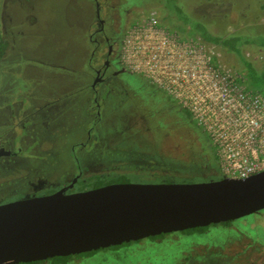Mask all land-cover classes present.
<instances>
[{
  "label": "rangeland",
  "instance_id": "1",
  "mask_svg": "<svg viewBox=\"0 0 264 264\" xmlns=\"http://www.w3.org/2000/svg\"><path fill=\"white\" fill-rule=\"evenodd\" d=\"M99 1L103 6V14L110 11L113 19L116 18L118 23L125 25L124 31L133 23L146 18L152 10H155L158 20L163 26L185 37H195L203 40V34L220 37L229 36L230 34L240 35L237 46L244 62L235 52L228 50L219 43H215L221 56L220 60L238 74L239 81L246 88L249 86L247 81H243L246 77L241 73L243 69L245 70V64L248 68H253L257 74H264V0ZM83 4L82 0H0V33H3L8 41L7 49L0 60V83L6 80L11 81L14 76L12 81L16 78L26 87L30 83L36 89H45L52 85H54L53 87L57 86V88L62 87L58 91H53L60 96L64 93L71 96L81 93L80 87L76 86H72V90H65L66 92L62 93L63 89L76 82L74 80H76L77 74L56 65L68 66L72 62L75 64L82 60L83 49L86 46L83 37L77 36V31L80 29L78 22L80 13L84 10L83 7V10L80 11ZM108 7L109 11L106 10ZM81 16L83 17V15ZM248 26L249 28H246ZM5 29L7 33L3 32ZM250 39H255L260 45H254L252 42L247 43ZM68 52L70 54L72 52L71 56L62 57V54L67 56ZM120 61L121 65L127 69L121 57ZM75 69H78L77 66ZM140 76L146 78L137 73L129 76L135 88H138ZM52 79L53 81H51ZM39 84L43 87L39 88ZM148 87L153 88L150 85ZM249 90L264 93L259 88ZM157 92L160 93L158 90ZM19 93V91L13 90L3 93L0 87V103H3V99H7V97L13 100L14 96L23 94ZM159 96H162L161 93ZM1 105L4 106L5 104ZM182 114L186 121V129L189 127L192 130V136L196 134L197 130L196 136L200 139L197 141V145L205 151V145L211 143L209 136L198 127L196 128L195 122L192 121L187 112L183 111ZM82 118V116H78L77 119L81 121ZM20 120V115L15 116L11 121H9L7 115L0 118L1 135L4 137L0 140L11 141L12 133L20 132L18 126ZM193 128L196 130H193ZM186 133L182 134L183 139L179 144L181 149L185 151L189 148V143L186 141L189 138V133ZM84 136V134L80 136L79 133L67 134L65 137L58 139V142L53 141V147H56V150L61 147V142L64 143L65 150L63 153L71 165L67 171L73 170V168L76 169V165H80L84 160V154L81 153L83 147L79 145ZM73 144H75L74 153L70 154V147ZM114 145V143H111V147ZM95 147L88 146V151L84 152L91 154V158H100L105 163L101 168L102 171L111 173L107 182H164L160 181V178L156 181L150 179L139 180L138 176L132 177L131 173L137 172L139 168L147 170L143 165L146 162L145 160L133 161V158L130 157L133 152H129L128 155L125 154L120 162L119 152L115 154L113 150H107L104 145ZM207 149L208 151L211 150L208 157L209 163L212 165L210 169H216L218 172L215 151L214 149V152L212 151V146L211 149L209 146ZM38 151H41L40 148ZM121 164L123 168L119 167ZM135 165H137V168H129ZM188 165L182 163L173 168L168 167V169L170 168V171L185 177V174L195 173L196 170L191 169L190 167L193 166ZM149 167H152V165H149ZM153 167L155 169L154 165ZM163 168L166 169L162 167L161 171ZM98 169L99 167L92 166L91 173L97 172ZM124 169L129 173L125 174L128 180L124 181L125 179L122 178V181H117L120 180L119 177L112 174L117 171L122 172ZM198 172H201V170ZM143 173L146 172L143 171ZM157 173L155 174L157 175ZM13 175L20 178L22 174L12 172L11 176ZM179 176L175 178L180 180H164L167 182H182L183 180ZM215 176L221 178V176ZM10 180V176L0 177V203L19 197L26 189L22 182L14 181L12 183L9 182ZM83 187L91 188V184ZM78 188L84 189L80 186ZM259 212L233 220L228 226L218 223L211 224L204 230L191 233L174 231L166 233L155 240L146 237L132 241L128 246H124L116 252L102 249L92 256L82 257L79 261L76 260V262L66 264H264V209ZM43 264L51 263L44 262Z\"/></svg>",
  "mask_w": 264,
  "mask_h": 264
},
{
  "label": "flooded vegetation",
  "instance_id": "2",
  "mask_svg": "<svg viewBox=\"0 0 264 264\" xmlns=\"http://www.w3.org/2000/svg\"><path fill=\"white\" fill-rule=\"evenodd\" d=\"M82 1L85 6L83 4L80 9L82 11L84 7L80 13L78 22L80 29L77 36L83 37L85 41L86 47L81 58L83 63L56 65L77 74L74 80L76 82L63 89L62 93L65 90L69 91L72 86L80 87L81 93L76 96L64 93L60 96L53 91H58L62 87L52 85L45 89H36L31 83L26 87L16 78L12 81L14 76L11 81L0 83L3 93L10 90L23 93L14 96L13 100L7 97L0 103V118L7 115L11 121L15 116H21L18 124L20 132L12 133L11 141L0 140V177L10 176L9 182L19 181L26 186L24 193L19 197L7 201L49 194L64 187L66 192L79 191L72 188L90 174L102 173L101 168L105 165L100 158H91V154L86 153L87 147L91 145L94 147L104 145L115 154L119 152L120 162L129 152H133L130 156L133 161L145 160L143 165L147 170L139 168L134 172L140 180H157L156 172L170 173L168 167L173 168L182 163L196 169L195 173L185 174L189 182L220 179L215 175L222 178L212 143H207L206 150H202L197 145V141L200 140L196 136L197 130L193 128L196 134L192 136V130L189 127L186 129L182 112L185 111L189 115L190 112L149 79L140 76L138 88L132 84L129 76L136 73L125 69L119 57L125 25L118 23L116 18L113 19L109 7L106 9L109 12L103 14V6L99 0ZM3 32L7 33V30ZM0 35L6 44L4 54L8 41L3 33ZM71 54L68 52L67 56L62 54V57L66 58ZM149 85L153 88H149ZM40 87L43 85L39 84ZM157 90L162 96H159ZM78 116L83 117L81 121H78ZM190 117L195 122L191 115ZM195 124L196 128L203 131L196 122ZM186 132L189 133V138H185L189 148L185 151L179 144L183 139L182 134ZM1 133L0 128V138H4ZM75 133L85 135L79 142L83 147L81 153L84 154V160L80 161V165H76V169L67 171L71 165L63 153L64 143L61 142V147L56 150L53 141L58 142V139L65 135ZM110 142L115 145L111 147ZM74 145L70 147V154L74 153ZM208 146L210 149L212 146V151L213 149L215 151L219 173L216 169H210L212 165L208 157L211 150L208 151ZM153 165L157 170L153 169ZM92 166L99 167L97 172L91 173ZM162 167L166 169L163 168L161 171ZM199 170L201 172H198ZM12 172H19L22 175L17 178L16 175L11 176Z\"/></svg>",
  "mask_w": 264,
  "mask_h": 264
},
{
  "label": "water",
  "instance_id": "3",
  "mask_svg": "<svg viewBox=\"0 0 264 264\" xmlns=\"http://www.w3.org/2000/svg\"><path fill=\"white\" fill-rule=\"evenodd\" d=\"M264 209V168L210 181L109 182L0 203V264L209 226Z\"/></svg>",
  "mask_w": 264,
  "mask_h": 264
},
{
  "label": "built area",
  "instance_id": "4",
  "mask_svg": "<svg viewBox=\"0 0 264 264\" xmlns=\"http://www.w3.org/2000/svg\"><path fill=\"white\" fill-rule=\"evenodd\" d=\"M217 47L170 31L152 10L125 31L120 57L190 112L223 177H246L264 168V93L247 89Z\"/></svg>",
  "mask_w": 264,
  "mask_h": 264
},
{
  "label": "trees",
  "instance_id": "5",
  "mask_svg": "<svg viewBox=\"0 0 264 264\" xmlns=\"http://www.w3.org/2000/svg\"><path fill=\"white\" fill-rule=\"evenodd\" d=\"M246 28H249V26L246 27ZM176 33H178V32H176ZM202 36L201 37L203 38V40H205L207 42L219 43V44L223 45L224 47H226L228 50L235 52L240 57L241 61L244 62V59H242V56H241V52L239 51L240 49L237 46L238 45L237 40H240V37H239L240 35L230 34L229 36L220 37V36H213V35H210V34H203ZM257 39H259V38H257ZM250 42L254 43V45H257V44L260 45L259 42L256 41L255 39H253V40L250 39L247 43H250ZM5 45L6 44L2 41V37L0 35V56L3 55ZM242 71H243V72H241L242 75L244 77H246L245 79H243V81H247V85L249 86L247 88L252 89V90L256 89V88H259L262 91H264L263 90L264 89V74H262V75L257 74L253 70V68L252 69L250 67L248 68V66L246 64H245V70L243 69ZM119 167L123 168L122 164L119 165ZM133 167L137 168V165L129 167V168L132 169ZM140 170H141V168H140ZM110 174L111 173H107L106 171H104V172H102L100 174H93V175L87 177L86 179L80 180L75 185V187L72 188V190H86V189H89V188L83 187V186L88 185V184H91V188L107 184V183H109V182H107V179L110 178V176H109ZM125 174L127 175L129 173H128V171H125V169H124V171H122V172L117 171V172L113 173L112 175H115L116 177H119L118 179H120V180H117V181H122L121 180L122 178L125 179L124 181H127L128 178H127V176ZM131 176L132 177H137V175L135 173H131ZM178 176L179 175L175 174L173 171H170V173H163V172H158L157 173L158 180L160 178V181H164V182H167L164 179H177V180H180L178 178H175V177H178ZM179 177H181V176H179ZM181 179L183 181H190V180H187L188 178L183 177V176L181 177ZM168 181H170V180H168ZM79 186L84 188V189L78 188ZM254 214H256V213H254ZM232 222H233V220L232 221L221 222V224L228 226ZM207 227L208 226L194 227V228H188V229H185V230H182V231L186 232V233H191V232H194V231L204 230ZM164 234H166V233H162V234L155 235V236H150V238L155 240L156 238H158L160 236H163ZM130 243H132V241L123 242L122 244L111 245V246L104 247V248H99V249H96V250H90V251H85V252H80V253H75V254H69V255H65V256H53V257H50V258H47V259H43V260L19 262V263H16V264H43L44 262H49L51 264H66V263H69V262H76V260L79 261V259H81L82 257L92 256L95 253H98L99 251H101L102 249H104V250L108 249V250L116 252V251L120 250V248H123L124 246H128Z\"/></svg>",
  "mask_w": 264,
  "mask_h": 264
},
{
  "label": "crops",
  "instance_id": "6",
  "mask_svg": "<svg viewBox=\"0 0 264 264\" xmlns=\"http://www.w3.org/2000/svg\"><path fill=\"white\" fill-rule=\"evenodd\" d=\"M263 6H264V3H263Z\"/></svg>",
  "mask_w": 264,
  "mask_h": 264
}]
</instances>
